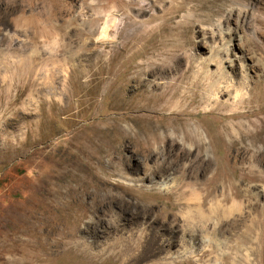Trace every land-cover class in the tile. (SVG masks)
<instances>
[{"label":"rangeland","instance_id":"1","mask_svg":"<svg viewBox=\"0 0 264 264\" xmlns=\"http://www.w3.org/2000/svg\"><path fill=\"white\" fill-rule=\"evenodd\" d=\"M0 264H264V0H0Z\"/></svg>","mask_w":264,"mask_h":264},{"label":"bare ground","instance_id":"2","mask_svg":"<svg viewBox=\"0 0 264 264\" xmlns=\"http://www.w3.org/2000/svg\"><path fill=\"white\" fill-rule=\"evenodd\" d=\"M248 5H249V2L248 3H245V2H243V4H242V8H240V9H242V10H240V12H239V10H238V13H237V17H240L241 18V21L242 20H245L246 18H247V16H249L248 14H250L251 15V11H250V9H249V7H248ZM113 26H114V29H115V31H114V34L117 32V28L119 27L118 25H117V23H118V21L116 20V18L115 17H113ZM119 24V23H118ZM228 33L229 32H231V28L230 27H228L227 28V30H226ZM112 35V38H114L115 37V35ZM105 36H106V34H105ZM250 36H252L253 37V39L254 38H257L258 39V35H257V33L255 32V30L254 31H251L250 32ZM246 40H247V38H246ZM256 40V39H255ZM250 43V42H249ZM220 45H221V43H220ZM220 45H216V44H214L213 46H212V48H213V51H214V56H216V57H220V55H221V53H224V55H226L227 54V52H228V47H227V45L226 46H220ZM259 58V57H258ZM223 59V58H222ZM211 60H213V59H211ZM211 60H210V63H211ZM216 60V59H215ZM214 60V61H215ZM225 60V59H224ZM219 65H220V62H219ZM248 65H249V63L248 62H243V64H242V66L244 67V68H247L248 67ZM233 200V199H232ZM222 201V200H221ZM219 204V201L218 200H215L214 202H212L208 207H209V209H211V207L212 206H214V205H218ZM236 204V201L234 200V201H232L231 203H230V205L228 206V207H225V209L227 208H232V206L233 205H235ZM222 205V204H221ZM217 207V206H216ZM198 211H199V213L202 215V216H207V213H209V212H205V209L201 206H196L195 207ZM224 209V210H225ZM212 211V210H211ZM213 214V213H212ZM211 214V215H212ZM205 220V219H204ZM210 225V224H209ZM220 227V226H219ZM219 227H217V222L215 223V222H213L212 224H211V226L210 227H205V228H203V229H201V235H202V242H210V239L212 238V239H214V241H218V235H219V231H220V228ZM222 237V236H221ZM219 240H220V238H219ZM220 243H221V241H219ZM217 245V244H216Z\"/></svg>","mask_w":264,"mask_h":264}]
</instances>
